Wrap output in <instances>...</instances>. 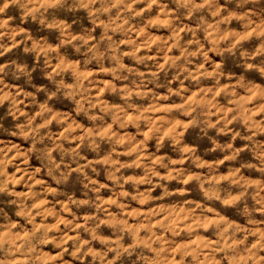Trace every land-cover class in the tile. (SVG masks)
<instances>
[{
	"label": "clouds",
	"instance_id": "9594fccd",
	"mask_svg": "<svg viewBox=\"0 0 264 264\" xmlns=\"http://www.w3.org/2000/svg\"><path fill=\"white\" fill-rule=\"evenodd\" d=\"M0 264H264V0H0Z\"/></svg>",
	"mask_w": 264,
	"mask_h": 264
}]
</instances>
